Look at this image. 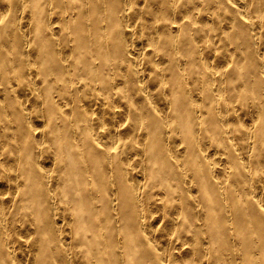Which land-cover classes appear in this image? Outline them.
<instances>
[{"label": "bare ground", "instance_id": "bare-ground-1", "mask_svg": "<svg viewBox=\"0 0 264 264\" xmlns=\"http://www.w3.org/2000/svg\"><path fill=\"white\" fill-rule=\"evenodd\" d=\"M0 264H264V0H0Z\"/></svg>", "mask_w": 264, "mask_h": 264}]
</instances>
